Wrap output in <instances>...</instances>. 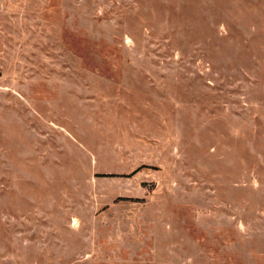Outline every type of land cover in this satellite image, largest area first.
Segmentation results:
<instances>
[{"label":"rangeland","instance_id":"obj_1","mask_svg":"<svg viewBox=\"0 0 264 264\" xmlns=\"http://www.w3.org/2000/svg\"><path fill=\"white\" fill-rule=\"evenodd\" d=\"M0 264H264V0H0Z\"/></svg>","mask_w":264,"mask_h":264}]
</instances>
